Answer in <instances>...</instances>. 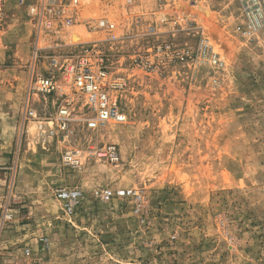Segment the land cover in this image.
<instances>
[{
  "label": "rangeland",
  "instance_id": "obj_1",
  "mask_svg": "<svg viewBox=\"0 0 264 264\" xmlns=\"http://www.w3.org/2000/svg\"><path fill=\"white\" fill-rule=\"evenodd\" d=\"M1 1L0 264H264V18L246 37L241 0H58L44 27L39 0ZM83 44L124 79L126 120L88 128L65 89L61 131L68 95L35 79ZM105 143L118 162L89 153ZM58 187L81 191L71 213Z\"/></svg>",
  "mask_w": 264,
  "mask_h": 264
},
{
  "label": "built area",
  "instance_id": "obj_2",
  "mask_svg": "<svg viewBox=\"0 0 264 264\" xmlns=\"http://www.w3.org/2000/svg\"><path fill=\"white\" fill-rule=\"evenodd\" d=\"M25 0H20L23 3ZM58 0H39L41 4L40 23L44 20V27L52 24L51 7ZM247 21L239 25L238 29L243 36L249 37L259 27L264 18V0H241ZM73 4V3H72ZM2 1L0 0V8ZM44 11L48 16H44ZM73 17H66L64 25L68 27ZM105 26V19H97V27ZM51 66L55 71L50 74H40L36 77L34 88L43 95L59 93L68 95L58 107L56 121L58 129L67 130L69 116L72 114V96L65 93V89L85 97V106L92 116L86 119L90 129L104 126L110 122L122 123L126 120V113L121 105L122 92L125 87L123 78L110 74L105 65L104 56L95 44H83L74 51L51 58ZM54 72L56 74H54ZM58 73L61 80L58 78ZM89 153L103 158L111 163L120 160V152L114 143H105L100 147L91 148ZM64 161L71 166H78L80 158L75 154L67 153ZM95 194L102 200H109L114 196L133 197L139 199L138 191L129 188L96 190ZM57 199L63 201L68 212H72L74 205L81 196V191L76 187H58L55 189ZM29 253V249H26Z\"/></svg>",
  "mask_w": 264,
  "mask_h": 264
},
{
  "label": "bare ground",
  "instance_id": "obj_3",
  "mask_svg": "<svg viewBox=\"0 0 264 264\" xmlns=\"http://www.w3.org/2000/svg\"><path fill=\"white\" fill-rule=\"evenodd\" d=\"M74 3H77V0H72ZM203 12L205 13V14H207V11L206 10H203ZM209 14V13H208Z\"/></svg>",
  "mask_w": 264,
  "mask_h": 264
}]
</instances>
